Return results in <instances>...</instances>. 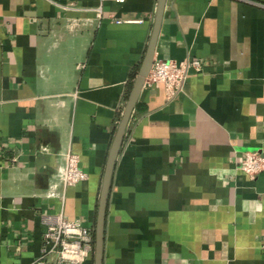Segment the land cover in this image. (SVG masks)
Here are the masks:
<instances>
[{"label": "crops", "instance_id": "1", "mask_svg": "<svg viewBox=\"0 0 264 264\" xmlns=\"http://www.w3.org/2000/svg\"><path fill=\"white\" fill-rule=\"evenodd\" d=\"M158 0H0V264L40 261L44 219L93 231L102 175ZM109 191L103 264H264V0H165ZM87 179L63 188L64 155ZM54 196H50V193ZM84 264H92L91 257Z\"/></svg>", "mask_w": 264, "mask_h": 264}, {"label": "built area", "instance_id": "2", "mask_svg": "<svg viewBox=\"0 0 264 264\" xmlns=\"http://www.w3.org/2000/svg\"><path fill=\"white\" fill-rule=\"evenodd\" d=\"M122 2L123 0H113ZM202 63L197 59L173 60L154 59L145 78L144 86L150 88L161 84L167 99L174 98L181 90L189 72H199ZM238 169L248 178L254 179L264 171V157L257 152L245 153ZM59 182L63 188L75 186L87 179L80 169L78 157L70 152L64 155V163L59 169ZM54 196V193H50ZM46 230L43 234L40 261L54 256L48 264H84L92 254L93 231L82 225L79 220H66L58 216L53 222L44 219Z\"/></svg>", "mask_w": 264, "mask_h": 264}, {"label": "water", "instance_id": "3", "mask_svg": "<svg viewBox=\"0 0 264 264\" xmlns=\"http://www.w3.org/2000/svg\"><path fill=\"white\" fill-rule=\"evenodd\" d=\"M165 0H158V6L153 24L152 33L147 45L146 51L141 60L137 74L132 82L128 93L120 120L118 122L115 134L109 147L105 167L102 175V181L99 191V198L93 226V250L91 254L92 264H103V244L105 232V216L113 171L115 169L117 157L120 153L122 142L127 128L130 116L134 110L135 104L144 86L154 58L155 44L159 32L160 22L163 14Z\"/></svg>", "mask_w": 264, "mask_h": 264}]
</instances>
